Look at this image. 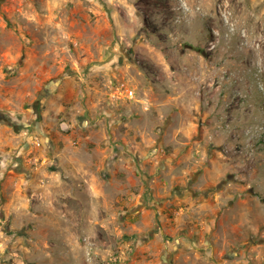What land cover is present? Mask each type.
I'll return each mask as SVG.
<instances>
[{
  "label": "rangeland",
  "instance_id": "rangeland-1",
  "mask_svg": "<svg viewBox=\"0 0 264 264\" xmlns=\"http://www.w3.org/2000/svg\"><path fill=\"white\" fill-rule=\"evenodd\" d=\"M88 100L158 201L142 178L118 216L58 235L5 181L62 125L83 133ZM0 110L21 123L0 116V264H264V0H0ZM207 237L215 260H180Z\"/></svg>",
  "mask_w": 264,
  "mask_h": 264
},
{
  "label": "crops",
  "instance_id": "crops-1",
  "mask_svg": "<svg viewBox=\"0 0 264 264\" xmlns=\"http://www.w3.org/2000/svg\"><path fill=\"white\" fill-rule=\"evenodd\" d=\"M83 109L86 124L81 117L79 119L86 129L83 133L73 128L74 122L67 127L62 125V130L49 137L47 148L40 155L24 154L23 161V155L18 153L16 157L20 163L16 164L15 172L9 173L4 186L7 190L14 188L9 203L16 212L24 211V219H35L39 229L58 235H90L100 221L118 216L117 202L125 194H134L133 188L143 181L142 178L152 184L148 192L152 202L158 201L153 196L157 179L152 176L151 169L146 164L137 166L131 153L125 152L128 155L126 163L121 161L124 153L120 148L124 142L121 139L129 142L131 137L128 131L118 129L110 105L100 106L88 100ZM0 142L16 145L11 135ZM4 150L0 145V152ZM17 205L20 208L16 209ZM164 206L161 204L160 208ZM226 217L222 213V223ZM215 233L211 232L214 236ZM218 250L208 237L205 245L180 243V260L188 259L191 254L193 258L202 259L204 255L213 260ZM226 263L223 259L220 264Z\"/></svg>",
  "mask_w": 264,
  "mask_h": 264
},
{
  "label": "water",
  "instance_id": "water-1",
  "mask_svg": "<svg viewBox=\"0 0 264 264\" xmlns=\"http://www.w3.org/2000/svg\"><path fill=\"white\" fill-rule=\"evenodd\" d=\"M0 116H4V119L9 122L10 124L14 125V126H18L19 122L14 121L10 116L6 115L3 111L0 110ZM83 124H86L85 118L83 119Z\"/></svg>",
  "mask_w": 264,
  "mask_h": 264
},
{
  "label": "built area",
  "instance_id": "built-area-1",
  "mask_svg": "<svg viewBox=\"0 0 264 264\" xmlns=\"http://www.w3.org/2000/svg\"><path fill=\"white\" fill-rule=\"evenodd\" d=\"M130 94H132V95L134 96V91L131 90V91H130ZM38 143L40 144V141H38Z\"/></svg>",
  "mask_w": 264,
  "mask_h": 264
},
{
  "label": "bare ground",
  "instance_id": "bare-ground-1",
  "mask_svg": "<svg viewBox=\"0 0 264 264\" xmlns=\"http://www.w3.org/2000/svg\"><path fill=\"white\" fill-rule=\"evenodd\" d=\"M255 47V46H254Z\"/></svg>",
  "mask_w": 264,
  "mask_h": 264
}]
</instances>
